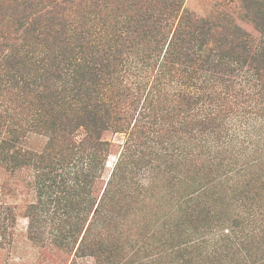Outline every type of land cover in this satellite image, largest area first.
<instances>
[{
	"label": "trees",
	"instance_id": "16d2710c",
	"mask_svg": "<svg viewBox=\"0 0 264 264\" xmlns=\"http://www.w3.org/2000/svg\"><path fill=\"white\" fill-rule=\"evenodd\" d=\"M184 2L0 0V168L62 264H264V0Z\"/></svg>",
	"mask_w": 264,
	"mask_h": 264
},
{
	"label": "rangeland",
	"instance_id": "374dc122",
	"mask_svg": "<svg viewBox=\"0 0 264 264\" xmlns=\"http://www.w3.org/2000/svg\"><path fill=\"white\" fill-rule=\"evenodd\" d=\"M218 0H185L184 8L199 16H205ZM255 37V34H254ZM105 139L113 143L112 151L105 165L107 177L117 158L123 135L108 134ZM33 140V141H32ZM30 146H38L39 139H30ZM26 181L12 177L0 168V203L13 208V215H0V264H62L57 255H51L30 240L27 234L29 220L26 207L33 202V196L26 190ZM144 215L136 216L142 220ZM153 218V215H148ZM136 230V229H135ZM134 230V231H135ZM77 264H94L90 258L78 260Z\"/></svg>",
	"mask_w": 264,
	"mask_h": 264
}]
</instances>
